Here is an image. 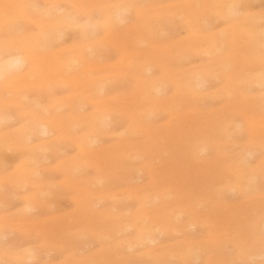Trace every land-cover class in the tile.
I'll use <instances>...</instances> for the list:
<instances>
[{"label":"bare ground","instance_id":"bare-ground-1","mask_svg":"<svg viewBox=\"0 0 264 264\" xmlns=\"http://www.w3.org/2000/svg\"><path fill=\"white\" fill-rule=\"evenodd\" d=\"M256 1H258V0H144V1L143 0H141V1H139V0H0V167H3L4 161L6 160L5 158H7L6 157L7 156L6 150H9V149L18 150L20 152V160H19L18 166L15 168V173H17V175H15V173H14V177H15L14 179H11V178L9 179L8 178L9 175H8V177H7V175H4L3 177H6L7 179L6 178H0V187L3 184L2 180H4L5 182H7L9 180L10 182H12L11 185H13V182H14V184H16L17 187H18V185H21V189H22V186H27L28 190L31 191L30 192L31 194L29 192L27 193V195L25 194L26 198L22 195V197H24V201L27 203V207L29 208V206H30L28 203H30V204L36 203L35 205L40 204L43 207H45L44 204H46L47 201L44 202L40 199H43V200L46 199V197H45L46 193L51 192V191H45L44 192L45 194H44L43 193L44 189L40 190L41 186H43V184L45 183V181L43 182L40 175L42 173L41 171H44V168H45V166L42 165L41 161L43 159H45V157H46V154H45L46 150H51V151L54 150V148L57 146V144L59 142H61L62 140H65V142L67 141V142L73 144L75 147H77L78 151L81 153V155H84L85 158H90V157H92V159L94 158L95 163H93L91 165H94L97 162H101V161H99L100 159H102L103 163H104V160L106 161L108 159V156L111 155V153H115L116 156L114 155L115 156L114 158L120 159V161L121 162L124 161V163L129 162V165H130L131 160H133V161H135V159H137V161L139 160V158H136L138 155L142 156V158H143V155H145L143 153L148 152L150 150L151 146L154 147L155 144H157L158 142L160 143L161 141H163V142L166 141V139L164 141L161 138V141H160L159 140L160 138L159 139L157 138L156 140H158V142L156 141L157 142L156 143L155 141H153L154 142L153 144H151V145L149 144V146H150V147H148L149 150H146L147 146L145 145V143H142L144 141L138 140L136 138V137H139L140 131H142V132L144 131L147 134H150L151 131H153L154 135L155 134L157 135L159 132V128H157V127L167 128L169 125H171L172 119L175 121L177 120V117H178L177 114L178 115L180 114V110L178 108H181V106H184V103L185 104L186 103H195L196 101H198V99L203 97L202 98V100H203L204 98H206L209 95H212V98H213V96H216L214 98H217L218 95H219L218 97H220L221 93H226L229 96V98L231 96H234V94L241 96L242 102L238 101V103H240V104H237V101H235L236 103H233L234 105H232V103H231L232 106L231 105H229V106H230V109H231V107L234 108L233 114H230V113L229 114H222L221 113V114H219V116H217V121L208 116L209 117L208 119L211 120V123L214 126L213 130L210 132L212 134V136H210L209 138L213 139L212 137L214 135H216V139L213 140L214 143L212 142L216 147L215 146H212V147H215L216 151L218 150L219 152H223V146H222L223 144L219 142V139L221 138V139L226 140V139H229L230 137H231V139H235L234 136L237 137L238 134H239V136H241L242 132H246L245 138L242 135L244 138L242 143H243V145H246V147H244V150L242 152H236V154H231L232 156L230 155L228 157L229 163L226 164V170L227 171L225 172V174L229 171V174L232 172V174H234V175H232L233 177H231V175H230V178H229V177H227V176H229V174L228 175L226 174L225 178L227 177L228 180L231 179V181L228 182L227 184L224 183L225 186L220 185V188H222V186H223L224 188H222V189L227 188V190H228V188L230 187V189H229L230 191L232 188L233 189L235 188V190H237L238 192L239 191L245 192L248 190L249 191L254 190L257 193L255 192V194H253V195L257 196V194L260 191H262V189L264 188V173L262 174L261 173L262 171L260 170V168L261 169L264 168V165H263L264 160L260 161L258 164H256L257 163V161H256L255 164L248 165L247 162L249 159L246 158L247 157L246 153H248L249 155H251L253 157V155L255 154V153H253L254 150H256L258 148L262 149L264 147V130H263L264 129V118H263L264 112H261V111H264L263 110L264 109V88L261 89V90H263L262 93H261V90H256V92H252V90L249 91L255 85L257 87L259 86V88L264 86V25H261V23H260L261 20L264 19V7H258L257 10H255V11L251 10L252 11L251 12L250 7H252L253 5L251 6L250 4H252L253 2L256 3ZM255 3H253V4H255ZM255 5H257V4H255ZM94 14H97V16L95 15L96 17H94ZM78 17H82L83 19L78 18ZM213 18H215V20L222 19L224 21V23H226V25L222 26L224 28L220 29L221 28L220 27V28H218V31L216 29L214 30V28L211 26L212 22L216 23L215 20L212 21ZM176 26H181V27L186 28L187 32L184 35V37L177 39V37L174 36V35H176V34H174V29ZM72 27L78 28L79 33H80V39L78 41H75V42L72 41L68 45H62L60 43V40H61L62 35L64 34V30L70 29ZM165 35H168V39L163 40V37H165ZM145 43L147 44V48H148V49L146 48V50L144 47H141ZM64 44H66V43H64ZM108 47L116 50L120 54V56H119L120 58H118L119 60L115 59L117 62L113 60L112 62L111 61L110 62L109 61H103V62L99 63L97 58L100 56H103L104 55L103 49L108 48ZM105 55L107 56V54H105ZM203 55L205 57H208V59H205L203 61V63L190 64V62H185V59H187V58L189 59L190 56L197 57V58L198 57L203 58L202 57ZM118 61L119 62L122 61V64L119 65ZM113 62H115V63H113ZM240 62L244 63V64L243 63L242 64L245 66V68H244L245 73H243L242 71L239 72V70L237 69L238 68L237 65L240 64ZM126 77H129L130 79H132L131 85H130L131 92H130L129 96L128 95L124 96V97L129 98L131 108L127 109L128 111H126L124 109L118 108L119 106L114 107V108H112L113 106L109 107L107 105L108 104L107 101H109V99H110L111 102L110 101L109 102L112 103V99L117 98L116 94L111 95L112 89H111V86H109L110 81L111 80L113 81L116 79L122 80ZM212 78L213 79L214 78L223 79V80H225V83L223 84L222 87L218 86L219 89L214 88V91L211 89L212 91L206 90L205 91L206 94L202 93L203 91H201V90L203 88L207 87L206 83L212 81ZM115 84H119V83L115 82ZM56 86L68 90V91H66L67 93L63 97H54L55 96L54 95L53 97H49L47 99L48 95L52 91H54V87H56ZM257 87H256V89H257ZM219 92H220V94H219ZM4 93L6 95H4ZM254 93H256V94L254 95ZM117 94H119V93H117ZM229 94H232V95H229ZM45 96L47 99L46 101H44ZM228 96L226 97V95H225L223 97V94L221 95L222 99L228 98ZM206 99H208V97ZM123 100L125 102L126 99L124 98ZM202 100H201V103H203ZM208 100L210 101V104L213 103V102L211 103L212 99H208ZM198 103H199V101H198ZM206 103H207L206 105L209 104L208 102H206ZM115 104H116V102H115ZM204 104H205V102H204ZM235 104H237V105H235ZM203 105H201L199 107L200 111L202 108H204ZM198 106H199V104H198ZM127 108H129V105L127 106ZM192 108H193V105H192ZM194 108L188 109V107H187L186 111L197 110L199 113H201L199 111V109L197 108V106H194ZM210 108H212V107H210ZM214 108H213V110H214ZM226 108L228 109V107H226ZM205 109L206 108H204L202 110V113H204L203 111H205ZM209 109H207L206 112H208ZM15 110H17L18 112H16ZM211 110L212 109H210V111ZM116 111H119V113H120L119 116H121L122 119H125V121L122 122L123 124H121V127L119 128L120 131L118 130V133L116 132L117 134H115L113 132V130L111 132V133L115 134V138H116L115 143L112 145V147H111V143L108 144L110 146H107L106 148L103 147L102 145L98 146V143L101 140V136L103 134L104 135L106 134L107 136L110 135V133H107V132H109V129L107 126H110L112 124V122L115 123L116 120H115V117L113 115L116 114ZM163 111H164V113H162ZM193 111H191V112H193ZM221 111H223V110H221ZM10 112H11V114H10ZM12 113L14 114L13 116H15V117H18V118H19V116L23 117V119H24L23 124L22 123L18 124L17 127H12L11 125H7L8 121L11 120L13 117ZM155 113L156 114L159 113L161 116H162V114H166L167 120H165L164 122L161 121L162 123L160 122V124H154L153 122H155L156 119L161 117L159 114H157L158 117L155 120L153 118H155L156 116H154L153 118L149 117ZM218 113H219V111H218ZM235 114L237 115L238 118H235V120H233ZM179 117H180V115H179ZM186 117H187V115H186ZM189 117H187V118H189ZM150 118H152L154 121ZM192 118H194V117H192ZM149 119L152 120L153 122H151ZM117 120H118V118H117ZM188 120L189 119H186L185 121L187 122ZM147 121H150V122H147ZM197 122L198 121H196V123ZM207 122H209V120ZM175 123L176 122H174V124ZM177 123H180V122L177 121ZM196 123H194V125ZM198 123L200 124V122H198ZM188 125L187 126L185 125V127L188 128ZM257 125L261 126L263 129L261 128L262 131L254 133L253 129L255 126L257 127ZM165 128H163V129L165 130ZM174 129L176 131V126L174 127ZM188 129H190V128H188ZM257 130H260V129L257 128ZM204 131H206V130L204 129ZM52 132H54V135L51 134ZM123 132L126 133L124 136H122ZM155 132H157V133H155ZM161 132H165V131H162L160 129V133ZM176 134L177 133H175L174 136L178 135V134L177 135ZM192 134L193 133H191L190 135H192ZM111 135H110V137H112ZM135 135H136V137H135ZM151 135H153V134H151ZM151 135L149 137L152 138ZM194 135H196V134H194ZM174 136H172V137H174ZM157 137H159V136L157 135ZM198 137H199V135H197V137L192 136L191 139L192 140L194 139L193 143H192V140L189 139V141H191V143L190 142L188 143L189 144V150L187 149L189 152L192 153L193 159H196V162L198 159L199 160L201 159L199 157H203L202 154L203 153L205 154L206 151L209 149L210 145L212 144L211 142H209V140L198 138ZM241 137H238V140L239 139L242 140ZM167 138L169 140L168 135H167ZM139 141H142L141 144ZM185 141L187 142V140H185ZM227 141H229V140L224 141V143L225 142L228 143ZM146 142L149 143V141H146ZM230 142L231 143L233 142V143L231 144ZM230 142L229 143L231 144V148H233L232 146L234 145V140H232ZM240 142L237 141L235 143V145H236V146L234 145L235 148L240 145ZM209 143H210V145H209ZM229 143L227 145H230ZM164 144L165 143H163V146H164ZM160 145H161V143H160ZM166 146H168V144H166ZM173 146H171V147H173ZM153 147L151 150H153ZM157 147H159V146H157ZM177 147H179V146H177ZM212 147H210V148H212ZM226 147H227L226 149L230 152L231 150L228 149V147L230 148V146H226ZM163 148H165V147H163ZM166 149H170L169 146ZM226 149H224V150H226ZM151 150H150V152H151ZM227 150H226V152L228 153ZM245 151H246V153H245ZM166 152L163 154V156L166 155ZM226 152L224 151V153H226ZM200 153H202L201 154L202 156L200 155ZM104 154L106 155L105 156L106 159H103ZM155 154H156V152H155ZM161 154H162V152H161ZM146 155H148V154H146ZM157 155L158 154L153 155L152 159L154 160V156L156 158ZM228 155H226V156H228ZM74 156H75V154H74ZM220 157H217V159L219 158L221 161L224 157H222V158H220ZM112 158H113V156H112ZM142 158L140 157V159H142ZM159 158H160V156H159ZM204 158H208V157L205 156ZM109 159H111V158H109ZM217 159H216V161H217ZM219 159H218V162H220ZM224 159L226 161L228 160L226 158H224ZM224 159H223V161H225ZM93 160H92V162H94ZM157 160H159V159H157ZM161 160H162V158L160 159L159 162L162 163ZM177 160H178V158H177ZM206 160L208 161V159H205V161ZM67 162H69V161H67ZM87 162H89V161H87ZM106 162L109 164V163H111V160H110V162L108 160ZM113 162H114V160H112V163ZM118 162H119V160H118ZM167 162H169V161H167ZM209 162H211V161H209ZM85 163H86V159L85 160L84 159L83 160H78V159L73 160V162L71 163V168H72L71 170L76 171V170L80 169V168L76 169V167H81V166L86 167L85 165H83ZM90 163H91V161L89 162V164ZM107 163H105V165ZM145 163L147 164L148 162H144V166H145ZM149 163H153V161L151 162V159H150ZM119 164H121V163H119ZM159 164H157V165L160 168ZM183 164H185V163H183ZM210 164H213V162ZM91 165L90 166L88 165L87 168L91 167ZM127 165H125V166H127ZM147 165H150V164H147ZM147 165H146V167H147ZM172 165H173V167H175L174 163ZM199 165L201 166V164H199ZM199 165H197V166L199 167ZM219 165H221V164L219 163ZM61 166H62V169H67V168L69 169V167H68L69 165L67 167L65 166L64 168H63V165H60L59 167H61ZM98 166L99 165L97 164L96 167L100 168ZM140 166L141 165H139V167ZM161 166L163 167L162 164H161ZM128 167H130V168H128V172H125V171H127L126 168H125V171L124 170H122V171H124L125 173H129L132 171L131 169L134 166H132V168H131V166H128ZM151 167H152V165H151ZM74 168L76 170H74ZM81 168H83V167H81ZM104 168H106V167H104ZM188 168H189V166H188ZM152 169L154 172L155 171L154 168H152ZM175 169H177V168H175ZM213 169H215V171H217L216 169H219V167L217 166V168H213ZM45 170H46V168H45ZM84 170H85V168H84ZM97 170L98 169H95L94 171H97ZM100 170H101V168L98 171H100ZM109 170H111V168H109ZM115 170H117V169H115ZM119 170H121V169H119ZM119 170L117 172L118 175H119ZM168 170H170V169H168ZM204 170H202V171H204ZM142 171H143V169L141 171H139V173ZM158 171H159V169L156 172H158ZM178 171L179 170H177V172ZM182 171L183 170H181V172ZM63 172H66V171H63ZM104 172L105 171H103V173ZM107 172H108V170H107ZM168 172L170 173V171H168ZM192 172H194V171H192ZM263 172H264V170H263ZM101 173H100V176L94 175L93 176L94 178L88 177L87 175H84V176L82 175V177L79 178L78 183L83 184V185H90L91 184L92 186H93V183H95L97 186H98V184L101 186L102 184L99 183L101 181L97 182V180H99L102 176H104V174L101 176ZM171 173H173V172H171ZM183 173H184V171H183ZM216 173L214 172L213 174H216ZM80 174H81V172H80ZM114 174L112 173L111 177L116 175V174L115 175ZM156 174H158V173H156ZM186 174H188L187 171L185 172V175ZM208 174H209V177H208ZM137 175H138V172H137ZM153 175H152V177H153ZM169 175L170 174H168V176H167L168 178L170 177ZM175 175H177V174H175ZM203 175L206 176L205 173ZM203 175L199 176L200 179L203 177ZM259 175H261L262 178H259L258 177ZM10 176H12V175H10ZM73 176H74V174H73ZM120 176H121V174H120ZM127 176H129V174H127ZM132 176H134V175H132ZM210 176H212V175L208 172L207 178H210ZM95 177L97 180L95 179ZM123 177H122V179H123ZM221 177H223V176H221ZM66 178L64 179V182L66 185H69L72 187L75 184H77V183H75L77 181L72 182L74 179L70 180L71 177L69 178V180H68V177H66ZM114 178H116V177H114ZM133 178L134 177H132V179ZM155 178H157V177H155ZM174 178H176V176L170 178L171 181ZM191 178H192V175H191ZM191 178H189V179H191ZM194 178H195V176H194ZM101 179L105 182V178L104 179L101 178ZM119 179H121V177H119ZM119 179L117 178L116 180H119ZM154 179H153L152 183L154 184L156 182V184H157L158 180L156 179V181H155ZM224 179H221V180L224 181ZM226 179H225V181H226ZM191 180L193 181V179H191ZM48 181L46 183H49L50 185H48V186H49V188H51V186H53V184L51 181H49V182ZM166 181H168V180H166ZM182 181H183V185L181 184ZM198 181L200 182V180H198ZM222 181H219V183H221ZM61 182H62V184H64L63 181H61ZM112 182H110L109 185L112 186ZM120 182H122V181H120ZM176 182H178V181H176ZM184 182L186 183V181L182 179L180 184L182 186H184L185 185ZM201 182H202V180H201ZM106 183H107V181H106ZM149 183H151V182L144 184L142 186L143 187L142 189H141V187L138 188V190H140L143 193L137 192L138 191V190L136 191L137 188L134 189V187H138V186H133L132 189H134V191L133 190L128 191V193H130L131 195L130 194L128 195V193L126 191L128 197L129 196L133 197V196L137 195V193H139L138 195L142 194L141 196H139V198L142 199L143 204L141 202V204L139 203L137 205L143 206L145 204V202L148 203L149 205H151V204L154 205L153 201H156V199L161 200L160 198H162V195H164V192H159L160 190H155L154 192L150 191L152 188L151 187L152 184L150 186ZM203 183H205V182H203ZM171 184H172V182H171ZM216 184H217V182H216ZM216 184L214 183L213 185H216ZM16 185H15V187H16ZM54 185H56V184H54ZM104 185H105V183H104ZM187 185H185V186L187 187ZM190 185H191V183H190ZM192 185L193 186H190V187H194V184H192ZM211 185H212V182H211ZM77 186H75V187H77ZM79 186L81 187V185H79ZM54 187H52V188H54ZM87 187H89V186H87ZM149 187H151V188H149ZM153 187L156 188L157 186L155 185ZM188 187H189V185H188ZM125 188H127V187H125ZM164 188H165V186L163 187V190H164ZM1 189H3V188H0V192H1ZM87 189L88 188H83V191H85V197L84 198H86V199H83V197H82V199L78 198L79 196L77 197L78 201L81 199L80 200L81 201V205H80L81 209H78L80 207H77L76 210H78V212H79V210H81V211L79 212L80 214L76 211L77 215H80V216H77L78 218H75L76 213L74 212L73 218H75V220L79 219L80 222H78V223H82V224H84L83 222L85 220V217H86L87 222H88V220L90 221L89 224H91V223L93 224L94 220H95L94 221V224H95L96 218H97V220H99L100 216L104 220L105 219L106 220H108V219L109 220L110 219L115 220L114 225H111L112 232L111 233L108 232L110 234V236L112 235L111 238L117 237V238H115L116 242L113 244L114 245L113 248L116 247V248H123V249L125 248L126 249V248H132L135 245H137V246L142 245L143 246L146 243H149V244L155 243L157 240V233H158L156 231L159 228H160V230H158V231H160L161 234L165 231V232H167L168 235H170V233L172 234L173 231L175 233L183 232L182 230H184L185 228L187 229L189 226L191 227L192 225H193L192 227H194V225H197L199 222H202V224L208 222V221L205 222L206 221L205 218L204 219L201 218V220L193 219L192 218L193 214H191V217L188 220L187 219L184 220L183 214L185 216L186 209L185 208L182 209L181 206L175 205L174 203L173 204L175 206L173 208L169 209L170 211L168 209L167 210L165 209L166 212H164V215H165V213H167V211H169L168 212L169 216L167 218L165 217L166 222L161 223V224H159V222H160L159 220H158L159 222H157L155 220L156 221V222L154 221L155 223H153V222L151 223V222L146 221V218L148 217V213L149 214L152 213L153 215L156 213L155 210H156L157 206H153V207L151 206V210H148L147 208H145L143 206V207H140V209H136L137 211L135 210V212H133V213L132 212L128 213L129 215H125L126 211H128L129 209L121 208L120 206H118L117 210L119 209V207H120L119 211L122 209L120 211V214H117L119 211L116 212L115 214H113L114 211H112L113 209L111 210V208H114L115 205L113 207H111L110 209L108 207L107 210H106V208L105 209L103 208L104 206L97 208L96 205L97 204L99 205V203L102 202L103 199H105V197H107L105 195H107V194L110 195V193H111L110 196L113 195V197H115L116 195H118V191H117V194L115 191L116 195L114 193H112L113 191L110 193L107 192V194L104 195L102 193L104 191H107V190L102 189L103 192H101L102 190H99V193H97V195H96V193H93V191L95 192L96 190H91V189L87 190ZM196 189H197V187H196ZM33 190H36V192L33 193L34 192ZM163 190H161V191H163ZM180 190L183 191V189H180ZM227 190H224V191H227ZM56 191H58V189ZM70 191H72V190H70ZM122 191L124 192L125 190L122 189ZM237 191H236V193H237ZM96 192H98V190ZM121 192H120V196L123 197L124 194H123V192L122 193ZM133 192H135V194ZM167 192H166L167 193L166 195L168 197H170L171 195L169 194V192H172L171 188H170V191H167ZM194 192H196V191H194ZM202 192L203 191H201V193ZM40 193H43L42 196ZM104 193H106V192H104ZM173 193L176 194L175 191ZM184 193H185V191H184ZM261 193L262 192H260V195H258V196L262 197L263 193L262 194ZM80 194H82V193L80 192ZM132 194H134V195H132ZM194 194H196V196H197V193H194ZM218 194H216L215 198L217 197ZM2 195H3V193H2ZM109 195H108V197L110 198ZM166 195H164V196H166ZM3 196L0 195V197H3ZM9 196L11 197V195H9ZM218 196H222V193H220V195H218ZM10 197H6L5 201L7 198L11 199ZM108 197H107V199H108ZM117 197L118 196H116L115 199ZM168 197H167V199H168ZM190 197H189V199H190ZM193 197H194V195H193ZM125 198H127V197H125ZM135 198H137V197L135 196ZM75 199L76 198H74V201H77V199L76 200ZM118 199L121 200L120 197H118L117 200ZM159 200H157V201H159ZM186 200L187 199H185V203H186ZM191 200H192V198H191ZM220 200H221V198H220ZM254 200H258V199H254ZM40 201H41V203L44 202V204H41ZM200 201L203 202L202 200H198L196 202L199 203ZM247 201L248 200H246L245 203H247ZM252 201H253V198H252ZM252 201H250V199H249V202H251L250 203L251 206L253 205ZM258 201H260V199ZM258 201H256V203ZM149 202H153V203H149ZM156 202H155V204H156ZM181 202L184 203L183 200ZM204 202H205V200H204ZM176 203H178L177 200H176ZM206 203H204V204L206 205ZM253 203L256 204L255 201H253ZM186 204H188V202ZM199 204H201V203H199ZM250 204H249V206H250ZM46 205H48V203ZM183 205H185V204H183ZM244 205H246V204H244ZM48 206H47V208H48ZM145 206L147 207V204H145ZM230 206H232V205L230 204ZM230 206H229V208H230ZM261 206L259 204L258 206H256V208L258 210L256 208H254L253 210L255 212H256V210H257V212H259L260 211L259 209L261 208ZM27 207H25V208H27ZM33 207L34 206H32V208ZM122 207H124V206H122ZM166 207H168V206H166ZM192 207H193V205L191 206V208ZM239 207L236 209L237 211H240V210H238ZM263 207H264V205L262 206V208ZM252 208H253V206H252ZM48 209L50 210L51 208L49 207ZM188 209H189V212L191 213L192 210L190 211L189 207H188ZM240 209H241V207H240ZM26 210H28V209H25V211ZM108 211H111V212H108ZM261 211H262V209H261ZM19 212H21V210H19ZM71 212H72V210L70 211V215L73 213V212L72 213ZM233 212L234 211H232L230 214V210H229V213H227L228 214L227 219L233 218V217H231ZM249 212H250V210H249ZM16 213H18V212H16ZM21 213H23V215H24L25 212H21ZM81 213H82V216H81ZM246 213H247V211L243 212L244 216H242L243 214L241 213L242 214L241 215L240 212L238 215L236 213V215L239 217L237 219V222H235L236 219L234 221L235 226L237 225V227H239L241 225L240 223H244V225H245L247 222L248 223L252 222L251 220H252V217L254 216V213H252V211H251L252 214H250V213L246 214ZM66 214H67L66 216L69 217L68 216L69 212ZM245 214H246V216H245ZM249 214L253 215V216L251 217ZM3 215H4V213H3ZM18 215L19 214H17L16 219H21L22 218L21 214L19 215L21 217H18ZM206 215H208V213ZM234 215H235V212H234ZM236 215L234 216V218L236 217ZM240 215L242 218H241V222L239 221L240 222L239 223L238 220L240 218ZM0 216H1L0 217V219H1L2 215H0ZM26 216H28V215H26ZM26 216L24 215V217H26ZM50 216H52V215H50ZM66 216H61V217H64V219H66V222L69 223L70 221ZM72 216L73 215H71L70 217L72 218ZM249 216L251 218V219H249L250 221H246V223L242 221L243 217H244L243 220H245L246 217L248 218ZM258 216H260V215L258 214L256 217H258ZM5 217L7 218L9 216L6 215ZM31 217H33V216L31 215ZM80 217H81V219H80ZM155 217H152V219H154ZM161 217H162V215H161ZM3 218H4V216H3ZM6 218L3 219V220H5L4 223H7ZM43 218H44V216H43ZM55 218L52 217L51 219L54 220ZM57 218H59V217H57ZM71 218H70V220H71ZM82 218H83V222H82ZM258 218L263 219L261 222H259L260 219L259 220L257 219L258 221H256V222L260 223V225H258V226H260L263 229L262 231L264 232V217L260 216ZM47 219H50V218H47ZM103 219H102V221H103ZM152 219H151V221H152ZM155 219H157V218H155ZM159 219H161V218H159ZM233 219H231V222L233 221ZM254 219H255V217H253V220ZM3 220H1V221H3ZM8 220L10 221V218ZM219 220H221L220 216H219ZM222 220H223V218H222ZM246 220H248V219H246ZM9 221H8V224H9ZM28 221H30V219H28ZM34 221L35 220H33L32 222H34ZM39 221H38V224L40 223ZM46 221H49V220H46ZM46 221H44L45 224L47 223ZM64 221H62V224L64 223ZM30 222H27V223L30 224ZM49 222H51V221H49ZM49 222L47 224H50ZM256 222L253 223V224H255V228L258 227V226H256L257 225ZM34 223H36V221ZM34 223L33 224L31 223L32 224L31 226H34ZM43 223H40V225L42 224L44 226ZM73 223L74 222H72V225L70 224L72 227H73ZM103 223H104V221H103ZM212 223H213V221H212ZM216 223H218V222H216ZM238 223H239V225H238ZM38 224H35V226L37 227ZM220 224H223V222H221ZM250 224L252 225V223H250ZM261 224H262V226H261ZM0 225H2V224H0ZM13 225H15V223ZM23 225H24V223H23ZM64 225L65 224H63V226ZM66 225H67V223H66ZM70 225H67V227H69ZM99 225H100V223H99ZM225 225H226V223H225ZM71 226L69 229L70 231L68 230L69 233L76 234L77 233L76 230L74 232H72L74 229H71ZM74 226H75V224H74ZM84 226H86V225H84ZM97 226L98 225H96V227ZM228 226H230V225H228ZM232 226H233V223H232ZM253 226H252V228L255 229ZM15 227H17V226H15ZM15 227H14L15 230H17V229H18V231L22 230V229H20L19 226H18L19 228L17 227V229ZM51 227H52V230H51ZM67 227H64V228H67ZM169 227H171V228L169 229ZM0 228L2 229V226ZM4 228H5V226H4ZM48 228L51 231L50 233H52V235L54 233V230H56L57 232H60V231H58V229H53L52 222H51V225L48 226ZM88 228H92V226L88 227ZM199 228H198V230H199ZM242 228H243V226H242ZM246 228H250V225H246V227L244 229H246ZM25 229H26L25 231L28 230V228H25ZM31 229L33 230V228H30V230ZM34 229L35 230L37 229V231L34 230L35 232H39L38 227L34 228ZM39 229L43 230L42 226H40ZM225 229H227V228H225ZM225 229H223V230L225 231ZM228 229H229V227H228ZM30 230L28 232H30ZM79 230H81L79 237H76V236L74 237L76 242L78 240L77 238H80L81 235H82V238H80V239L81 240L84 239L83 234H81V232L85 233L84 230H86V229L80 228ZM79 230H77V231H79ZM95 230L96 229L93 228L91 230V232L95 234V232H94ZM97 230H99V229H97ZM154 230L156 233L154 232ZM239 230L240 229L238 228V230H236L235 232L238 231V233H239ZM248 230L247 231L250 232V229H248ZM260 230L256 231V229H255L254 231L259 233ZM22 231L24 233H26L24 230H22ZM43 231H45V230H43ZM46 231H48V230H46ZM231 231H233V230H231ZM101 232L102 231H100V233ZM31 233H33V231ZM92 233L89 232L87 234L91 235ZM98 233L99 232H97L95 236H98L97 235ZM193 233H195V232H193ZM231 233H229V234H231ZM234 233H232V234L235 236L236 233L235 234ZM258 233H256V234H258ZM38 234L40 235V232ZM87 234H85L84 236H88ZM117 234H119L121 236L118 237L119 235H117ZM217 234L219 235V233H217ZM31 235H33V234H31ZM56 235L57 234L54 233L55 237H56ZM102 235H104V231L101 233L102 238L100 237V239H104L106 237V234H105V236H102ZM225 235H226V233H225ZM54 236L51 237L50 239H52V238L54 239ZM110 236H108V237H110ZM219 236H221V235H219ZM226 236H228V235H226ZM246 237H248V236H246ZM118 238H119V240H118ZM213 238H215V237H213ZM19 239H21V238H19ZM190 239L192 242V238H189V240ZM225 239H227V238H225ZM238 239L239 238H237V240ZM255 240L246 241L249 243L250 242L254 243L253 245L255 246V247L253 246L254 249L251 250V252H248V254H249V256H252V258H253V256L263 258L264 257V237L261 238V236H260L258 240H256V241ZM40 242L42 243V241H40ZM66 242H67V240L65 241V243ZM83 242L84 243L82 245H80V243H82V241H80V242L78 241L76 243L77 248L76 249L74 248V250H76V251L73 252L71 250V252H68L69 255L67 256L66 259L73 257L76 264H96L97 262H99L97 264H100V261L101 260L103 261V258L101 259L100 257H98L101 260L98 259L99 261L97 260V262H95L96 260L93 259V257H92L93 255L85 254L86 253L85 248H87V247H85V244H88L87 239H86V241H83ZM104 242H105V240H104ZM202 242L201 243L199 242L200 243L199 244L197 241H195V244L198 243L199 245H201ZM246 242L244 244H246ZM63 243H64V240H63ZM176 243H174V244H176ZM44 244L47 245L46 242ZM53 244L54 243H52V245ZM174 244L171 242V245L173 246V248H175L177 246V245L174 246ZM214 244H215V242H214ZM7 245L9 246V244H7ZM56 245H57V247H56ZM72 245H73V242H72ZM163 245L162 246L159 245L158 246V247H160L159 249H162ZM224 245H225V242H224ZM44 246H43V248H46ZM48 246H51V244H49ZM178 246L182 247L181 245H178ZM248 246H249V244L247 245L246 249L244 247V250H248V248H249ZM250 246H251V244H250ZM51 247H53V246H51ZM54 247L58 248V251H61L60 249L62 246L60 247V244L59 245L54 244ZM59 247H60V249H59ZM64 247H65V244H64ZM164 247H166V245H164ZM27 248L25 251L23 250L22 252H19V250L17 249L18 251H16V252H18V253L11 252V250H9V249H8L9 250L8 251L6 248H3V247H2V249L0 248L1 249L0 250V264H6V263L2 262L3 260L1 261V259L11 258L14 256H15L14 259H16V261H19V260L24 259V258L25 259L21 260V261L25 262L26 260L34 259L36 257L35 253H37V252H33V251H37V250L34 249L32 251L33 247H32V249H30V248L27 249ZM70 248H71V246H70ZM102 248L103 249H101V251H104L105 250L104 248H107L106 252L109 249L108 245L106 247H102ZM173 248H172V250H173ZM188 248H190V247H188ZM188 248L186 247V249L183 252H181L182 256L181 257L178 256V257L181 259H183L182 257H184V259L188 262H190V261L192 262V260L196 261L197 258L198 259L200 258L198 256L200 249L199 250L197 249L198 252H196V250L195 251L193 250L195 248V246L193 249H192V246L190 249H188ZM64 249L65 248H63V250ZM134 249H136V248H133V250ZM159 249H158V251H159ZM21 250H22V247H21ZM154 250H156V248ZM109 251L115 252V250H112V249H110ZM72 252H73V254H72ZM77 252L83 253L85 255L78 254ZM147 252L148 251H145L146 254H147ZM68 253H65V256ZM160 253L162 255L164 254L162 252H160ZM116 254H118V252ZM177 254H180V253H177ZM177 254H175V257ZM121 255L122 254H120V256ZM162 255H160V256H162ZM170 255H173V253H171ZM122 256H124V254ZM125 256H126V254H125ZM131 256H132V254H131ZM139 256H141V254H139ZM155 256H156V254H155ZM165 256H167V255H165ZM63 257H64V255H63ZM94 257H97V256H94ZM244 257L246 258V256H244ZM159 258H161V257H159ZM169 258H170V256H169ZM224 258H227V257H224ZM247 258H246V260H247ZM162 259L160 260L161 263H163L165 260H167V257L164 259L163 262H162ZM104 260H105L104 263H106V259H104ZM130 260H132V258L129 259L128 261H130ZM108 261H109V258H108ZM226 261H228V260H226ZM57 262H55V263H57ZM68 263H70V262H68ZM128 264H130V263H128Z\"/></svg>","mask_w":264,"mask_h":264},{"label":"rangeland","instance_id":"rangeland-1","mask_svg":"<svg viewBox=\"0 0 264 264\" xmlns=\"http://www.w3.org/2000/svg\"><path fill=\"white\" fill-rule=\"evenodd\" d=\"M139 1H141V0H139ZM144 1V0H143ZM261 2V3H260ZM253 3H255V2H253ZM250 4L252 7H250V11L252 10V11H255V10H257V8L258 7H264L263 5H264V0H258V1H256V3L255 4H257V5H255V4ZM41 4V3H40ZM259 4V5H258ZM261 4V5H260ZM257 6V7H256ZM61 10V9H60ZM62 11V10H61ZM251 11V12H252ZM97 16V14H94V17H96ZM78 18H82V17H78ZM83 19V18H82ZM215 20V18H213V20L212 21H214ZM215 22L216 23H213L212 22V24H211V26L214 28V30L216 29L217 31H218V28H220V29H223L224 27H222V26H224V25H226V23H224V21L222 20V19H218V20H215ZM261 25H264V19H262L261 20ZM66 32V33H65ZM186 32H187V30H186V28L185 27H181V26H176L175 27V29H174V34H176V35H174V36H176L177 37V39L178 38H181V37H184V35L186 34ZM63 39V40H62ZM80 39V33H79V30H78V28H75V27H72V28H70V29H65L64 30V34L62 35V37H61V40H60V43L62 44V45H68V44H70V42H72V41H78ZM166 39H168V35H165V37H163V40H166ZM64 43H66V44H64ZM141 47H144L145 48V50H146V48H147V44L145 43V44H143V46H141ZM109 49V50H108ZM148 49V48H147ZM108 50V51H107ZM111 50V51H110ZM103 52H104V55L105 54H107V56L105 57L104 55L103 56H100V57H98L97 58V60H98V62L99 63H101V62H103V61H116L115 59H118V58H120L119 56H120V54L116 51V50H114V49H112V48H110V47H108V48H104L103 49ZM207 56V55H206ZM189 57V56H188ZM192 56H190L189 57V59L187 58V59H185V62H190V64H200V63H203V61L205 60V59H208V57H205L204 55L202 56L203 58H201V57H192ZM105 58V59H104ZM119 60V59H118ZM117 62V61H116ZM119 62V61H118ZM184 62V63H185ZM113 63H115V62H113ZM243 62H240V64H238L237 65V69L239 70V72H243V73H245V71H244V68H245V66L242 64ZM120 64H122V61L121 62H119V65ZM174 64V63H173ZM242 64V65H241ZM243 68V69H242ZM128 79V80H127ZM117 80V81H116ZM116 80H111L110 81V84H109V86H111V89H112V91H111V95H113V94H116L117 95V98L116 99H112V103H110L111 102V100L109 99V101H107V105L109 106V107H112V108H114V107H118V108H120V109H124V110H126V111H128L127 109H130L131 107H130V100H129V98L128 97H124V96H129V94H130V92H131V87H130V85H131V81H132V79H130L129 77H126V78H124V79H122V80H119V79H116ZM216 80V81H215ZM125 81V82H124ZM115 82L116 83H119V84H115ZM113 83V84H112ZM225 83V80H223V79H219V78H212V81H210V82H208V83H206V86L207 87H205V88H203L201 91H203L202 93H205V91L206 90H208V91H214V88H218L219 89V87H222L223 86V84ZM255 84V83H254ZM219 86V87H218ZM255 87V88H254ZM254 87H252V89H250L249 91H251L252 90V92H256V90H261V89H263L264 88V86H262V87H260L259 88V86L257 87L256 85L254 86ZM256 87H257V89H256ZM212 89V90H211ZM217 89V90H218ZM254 89V90H253ZM216 90V89H215ZM65 91V92H64ZM66 91H68V90H66V89H64V88H61V87H54V91H52L49 95H48V97H47V99L49 98V97H53L54 95V97H63L67 92ZM262 91L263 90H261V93H262ZM54 92V93H53ZM260 92V91H259ZM117 93H119V94H117ZM123 93V94H122ZM206 94V93H205ZM219 94H220V92H219ZM223 94V97L226 95V97L228 96L226 93H221L220 94V97H218L217 96V98H214V97H216V96H213V98H212V95H209V96H207L208 97V99H212V101H211V103L213 104H210V101L208 100V99H206V98H204L203 100H202V98H200V99H198V101H199V103H198V101H196L195 103H184V106H181V108H178L179 110H180V117H179V115L177 114V120L175 121V120H173L172 119V123H171V125H169L167 128H165V127H162V128H160V127H157V128H159V132H158V136L159 137H157V135L155 134L154 135V132L153 131H151V133L150 134H147L146 132H142V131H140L139 132V137H136V135H135V137L138 139V140H142V141H144V142H142V141H139L140 142V144H141V142L142 143H145V145L147 146V149L146 150H149L148 149V147H150L149 146V144L151 145V144H153L154 142L153 141H157L158 142V140H156L157 138L161 141V138H162V140H164L165 141V139H166V141L165 142H163V141H161L160 143H161V145L163 146V143H165L164 144V146L163 147H165V148H163L161 145H160V143L158 142H156L157 144H155V146L153 147V146H151V148H150V150L152 149V147H153V150H151V152H150V150L148 151V152H146V153H143V154H145V155H143V158H142V156H140V155H138L136 158H139V160L137 161V159H135V161H133V160H131L130 161V165H129V162L128 163H124V161H120V159H116V158H114L116 155H115V153H111V155H109L108 156V161L110 162V160H111V163H107L105 160H104V163H103V160L102 159H100L99 161H101V162H97L96 164H94V165H91V164H93V163H95V159L93 160L92 159V157H90V158H85L84 157V155H81V153L78 151V149H77V147H75L73 144H71V143H69V142H65V140H62L61 142H59L58 144H57V146L54 148V150H46V152H45V154H46V157H45V159H43L41 162H42V165H44L45 166V168H46V170H45V168H44V171H41L42 173H41V175H40V177L42 178V180H43V182L45 181V183L49 180V181H51L52 182V184H53V186H51V188L52 187H54V188H49V186L48 185H50L49 183H44L43 184V186H41V188H40V190H42V189H44L43 190V193L45 192V191H51V192H49V193H46V199H40V200H42V201H47L46 202V204L48 203V205H46V204H44V202H42L41 203V201H40V203L41 204H44V206L45 207H43L42 205H35L36 203H33V204H30V203H28L30 206H29V208L27 207V203L24 201V197L27 195V193L29 192H31V191H29L28 190V188H27V186H22V189H21V185H18V187H17V185L16 184H14V182H13V185H11L12 184V182H10L9 180L7 181V182H5L4 180H2L3 182V184H2V186L0 187V188H3V189H1V192H0V195L1 196H3V197H0L1 199H0V215H2V218L0 219V221L1 220H3L4 218H6L5 216L6 215H8L9 217H7L6 218V222L7 223H4V221L5 220H3V221H1L0 222V224H2V225H0V227L2 226V229L0 228V248L2 249V247L3 248H6L7 250L9 249V250H11V252H16V251H18L19 250V252H22L23 250L25 251L26 250V248L28 247V248H30V249H32V247H33V249H32V251L35 249V250H37V251H33V252H37V253H35V255H36V257L34 258V259H32V260H26L25 262H23V261H21V260H24V259H21V260H19V261H16V259H14V257H11V258H3V259H1V261L2 262H4V263H10V264H52L53 262V264H76L75 263V261H74V259H73V257L71 258H69V259H66L67 258V256L69 255V253L68 252H71V250L73 251V252H75L76 250H74V248L76 249L77 248V246H76V243L79 241H82V243H80V245H82L84 242L83 241H86V239H87V241H88V244H85V247H87V248H85V250H86V253L85 254H88V255H93L92 257H93V259H95L94 261L95 262H97V260L99 259L98 257H100L101 259L103 258V261L101 260V259H99V260H101L100 261V264H128V263H130V264H264V257L262 258V257H257V256H253V258H252V256H249V254H248V252H251V250H253L254 249V243H249V242H246V241H253V240H258L259 239V237L261 236V238L262 237H264V232L262 231L263 229L260 227V226H258V225H260V223L259 222H261L263 219L262 218H258V217H264V207L262 208V206L264 205V188L262 189V191H260V192H262L263 193V198L262 197H260V196H258V195H260V192L257 194V196L259 197H257V196H254L253 194H255V192L256 191H254V190H252V191H242V192H238L237 190H235V188L233 189H231V191L229 190L230 189V187L228 188V190H227V188L226 189H222V188H224L223 186H225V184L224 183H228V182H230L231 181V179H229L228 180V178L227 177H229L230 178V175H231V177H233L232 175H234V174H232V172L229 174V171L226 173L227 175L229 174V176H227L226 178H225V176H226V174H225V172L227 171L226 170V164L227 163H229V159H228V157L231 155V154H236V152H242L243 150H244V147H246V145H243V139L246 137V132H242L241 133V136L243 135L244 136V138H243V136L241 137V136H239V134L237 135V137L236 136H234V138L235 139H231V137L229 138V139H226V140H229V141H227L228 143L230 142V141H232V140H234V145H235V143L238 141V142H240V145L239 146H237L236 148H235V146L233 145L232 147L233 148H231V144L233 143H229L230 145H227L228 143H224V141H226V140H224V139H219V142L220 143H222L221 145L223 146V152H219L218 150L216 151V149H215V145L213 144L214 142H213V140H215L216 139V135H214L212 138L213 139H211V138H209L210 136H212V134L210 133L212 130H213V124L211 123V120L210 119H208L209 117H211L212 119H214V120H216L217 121V116H219V114H233V107H231V109H230V106L229 105H231V103H232V105H234L233 103H236L235 101H237V104H240V103H238V101L239 102H242V99H241V96H239V95H235L234 93V96H231L230 98H229V96H228V98H223L222 99V97H221V95ZM252 94V93H251ZM256 93H254V95H255ZM4 95H6L5 93H4ZM122 95V96H121ZM229 95H232V94H229ZM258 95V94H257ZM211 96V97H210ZM233 97V98H232ZM109 98V97H108ZM126 99L125 100V102H124V100L123 99ZM237 98V99H236ZM46 99V96L44 97V101H46L47 100ZM201 100H202V102L203 103H201ZM207 100V101H206ZM127 101V102H126ZM115 102H116V104H115ZM204 102H205V104H204ZM206 102H208L209 104L208 105H206L207 103ZM111 105H110V104ZM118 103V104H117ZM115 104V105H114ZM188 104V105H187ZM198 104H199V106H198ZM204 104V105H203ZM237 104H235V105H237ZM117 105V106H116ZM129 105V108H127V106ZM186 105V106H185ZM192 105H193V108H194V106H197V108L199 109V111H200V106L201 105H203V107L204 108H206L205 109V111H203L204 113H202V110L204 109V108H202L201 109V113H199L197 110H190V111H186V109H187V107H188V109L189 108H191V109H193L192 108ZM231 105V106H232ZM210 107H212V108H210ZM215 107V108H214ZM226 107H228V109L226 108ZM212 109L211 111H210V109ZM213 108H214V110H213ZM195 109V108H194ZM207 109H209L208 110V112H206L207 111ZM216 109V110H215ZM219 111V113H218V111ZM221 110H223V111H221ZM264 110V109H263ZM16 112H18L17 110H15ZM191 111H193V112H191ZM197 111V112H196ZM227 111V112H226ZM182 112V113H181ZM261 112H264V111H261ZM119 113V111H116V114L115 115H113L114 117H115V123L114 122H112V124L110 125V126H107L108 127V129H109V132H107V133H110V135L112 136V137H110V135L109 136H107L106 134L104 135H102L101 136V140L99 141V143H98V146L99 145H102L103 147H107V146H110V145H108V144H110L111 143V147H112V145L115 143V141H116V138H115V134H117L118 133V130H119V128L121 127V124H123L122 122H124L125 121V119H122V117L121 116H119L120 115V113ZM160 113V112H159ZM159 113H157V114H159ZM162 113H164V111L162 112ZM193 113V114H192ZM260 113V112H259ZM10 114H11V112H10ZM156 114V113H155ZM155 114H153L152 116H149V117H154V116H156L155 118H153L154 120L158 117L157 116V114L155 115ZM202 114V115H201ZM258 114V113H257ZM263 114V113H262ZM14 114L12 113V116H13ZM118 115V116H117ZM160 115V114H159ZM186 115H187V117H189V118H187L186 117ZM197 115V116H196ZM17 116V115H16ZM161 116V115H160ZM209 116V117H208ZM264 116V115H263ZM176 117V116H175ZM192 117H194V118H192ZM14 118V119H13ZM117 118H118V120H117ZM152 118H150V119H152ZM179 118V119H178ZM189 119L187 122L185 121L186 119ZM192 118V119H191ZM196 118V119H195ZM235 118H238L237 117V115L235 114L234 115V119L233 120H235ZM264 118V117H263ZM149 119V120H150ZM152 119V120H153ZM176 119V118H175ZM181 119V120H180ZM183 119V120H182ZM209 120V122H207L208 120ZM12 120V121H11ZM11 120H9L8 121V124L7 125H11L12 127H17V125L18 124H23V121H24V119H23V117H20L19 116V118L18 117H15V116H13L12 117V119ZM152 120H150L151 122H153ZM165 120H167V116H166V114H162V116L161 117H159L158 119H156V121L155 122H153L154 124H160V122L162 121V122H164ZM194 120V121H193ZM237 120V119H236ZM150 121H147V122H150ZM177 121L178 122H180V123H177ZM182 121V122H181ZM196 121H198V122H200V124L197 122L196 123ZM205 121V122H204ZM161 122V123H162ZM174 122H176L175 124H174ZM186 122V123H185ZM207 122V123H206ZM184 123V124H183ZM194 123H196L195 125H194ZM147 124V123H146ZM189 124V125H188ZM176 126V131H175V129H174V127ZM185 125L187 126L188 125V128H190V129H188L187 127H185ZM191 126V127H190ZM186 129H185V128ZM163 128H165V130L163 129ZM257 128L258 129H260V130H257ZM262 127L261 126H258L257 125V127L255 126L254 127V129H253V131H254V133H257V132H259V131H262V129H261ZM160 129L162 130V131H165V132H161L160 133ZM188 129V130H187ZM204 129L206 130V131H204ZM208 129V130H207ZM112 130H113V132L115 133V134H113V133H111L112 132ZM167 130V131H166ZM184 130V131H183ZM203 130V131H202ZM264 130V129H263ZM120 131V130H119ZM158 131V130H157ZM196 131V132H195ZM208 131V132H207ZM117 132V133H116ZM153 132V133H152ZM188 132V133H187ZM195 132V133H194ZM205 132V133H204ZM145 133V134H144ZM155 133H157V132H155ZM175 133H177L176 135L177 136H174V134ZM181 133V134H180ZM191 133H193L192 135H190ZM52 135H54V132H52L51 133ZM126 133L125 132H123V134H122V136H124ZM151 134H153V135H151ZM194 134H196V135H194ZM114 135V136H113ZM152 136V138L151 137H149V136ZM167 135H168V137H169V140H168V138H167ZM197 135H199V137L198 138H202V139H207V140H209V142H213L211 145H210V143H209V145H210V147H212V146H215V147H212V148H210L209 147V149L206 151V153L204 154H202V153H200V155L202 154L203 155V157H199V158H201L200 160L198 159L197 160V162H196V159H193V156H192V153L191 152H189L188 150H189V142L191 143V141H189V139H191L192 138V136H195V137H197ZM204 135V136H203ZM156 136V137H155ZM163 136V137H162ZM172 136H174V137H172ZM207 136V137H206ZM155 137V138H154ZM205 137V138H204ZM233 137V136H232ZM238 137H241V139L242 140H238ZM135 138V139H136ZM173 138V139H172ZM176 140H175V139ZM194 138V137H193ZM136 139V140H137ZM147 139V140H146ZM155 139V140H154ZM137 140V141H138ZM185 140H187V142L185 141ZM192 140V139H191ZM146 141H149V143H147ZM152 141V142H151ZM185 141V142H184ZM193 141H194V139L192 140V143H193ZM222 141V142H221ZM163 142V143H162ZM171 143V144H170ZM185 143V144H184ZM107 144V145H106ZM166 144H168V146H169V148L170 149H166L168 146H166ZM180 144V145H179ZM239 144V143H238ZM105 145V146H104ZM174 145V146H173ZM185 147H184V146ZM97 146V147H98ZM144 146V145H143ZM157 146H159V147H157ZM171 146H173V147H171ZM177 146H179V147H177ZM226 146H230V148L228 147V149H230L231 151L229 152L226 148ZM183 147V148H182ZM225 147V148H224ZM183 149V150H182ZM188 149V150H187ZM224 149H226L227 151H228V153L226 152V150H224ZM240 149V150H239ZM157 150V151H156ZM162 150V151H161ZM187 150V151H186ZM54 151V152H53ZM145 151V150H144ZM154 153H153V152ZM167 151V152H166ZM182 151V152H181ZM184 151V152H183ZM224 151L226 152V153H224ZM155 152H156V154H158L157 156H156V158L157 159H159V160H157L156 158H155V156H154V160L152 159L153 158V155H156L155 154ZM159 152V153H158ZM161 152H162V154H161ZM166 152V155L165 156H163V154ZM178 152V153H177ZM152 153V154H151ZM181 153V154H180ZM224 153V154H223ZM245 153H246V151H245ZM253 153H255L254 155H253V157L251 156V155H249L248 153H246V155H247V159H249L248 160V162H247V164L248 165H251V164H255V162L257 161V163L256 164H258L260 161H263L264 159V147L262 148V149H260V148H258V149H256V150H254L253 151ZM6 154H7V158H5L6 160L4 161V164H3V167H0L1 169H0V178H6V177H3L4 175H7V177H8V175H9V179L11 178V179H14L15 177H14V173H15V168L18 166V163H19V160H20V152L18 151V150H11V149H9V150H6ZM74 154H75V156H74ZM101 154V153H100ZM113 154V155H112ZM146 154H148V155H146ZM161 154V155H160ZM229 154V155H228ZM115 155V156H114ZM179 155V156H178ZM199 155V156H200ZM201 155V156H202ZM226 155H228V156H226ZM73 156V157H72ZM80 156V157H79ZM104 157H103V159H106L105 158V154L103 155ZM112 156H113V158H112ZM159 156H160V158H159ZM163 156V157H162ZM181 156V157H180ZM187 156V157H186ZM205 156H207L208 158H204ZM221 156V157H220ZM232 156V155H231ZM70 157V158H69ZM140 157L142 158V159H140ZM176 157V158H175ZM217 157H220V158H222V157H224V158H226V159H228L226 162L225 161H223V159L220 161V159H219V161L220 162H218V159H217ZM63 158V159H62ZM65 158V159H64ZM109 158H111V159H109ZM162 158V163L161 162H159L160 161V159ZM177 158H178V160H177ZM186 158V159H185ZM260 158V159H259ZM61 159V160H60ZM72 159V160H71ZM76 159H78V160H85L86 159V163L85 164H83V165H85L86 167H84V166H81V167H83V168H81V167H76V169H79V170H76L75 168H74V170H76V171H73V170H71L72 168H71V163L73 162V160H76ZM151 159V162L153 161V163H149V160ZM156 159V160H155ZM205 159H208V161L206 160L205 161ZM216 159H217V161H216ZM246 159V160H247ZM69 161V162H67V161ZM92 160L94 161V162H92ZM112 160H114V162L112 163ZM117 160V161H116ZM118 160H119V162H118ZM148 160V161H147ZM192 160V161H191ZM252 160V161H251ZM63 161V162H62ZM87 161H91V163L89 164V162H87ZM116 161V162H115ZM148 162L147 164H150V165H147L146 163H145V166H144V162ZM167 161H169V162H167ZM209 161H211V162H209ZM215 161V162H214ZM223 161V162H222ZM62 162V163H61ZM189 162V163H188ZM213 162V164H210V163H212ZM250 162V163H249ZM252 162V163H251ZM17 163V164H16ZM101 163V164H100ZM105 163H107L106 165H105ZM119 163H121V164H119ZM140 163V164H139ZM156 163V164H155ZM160 163V164H159ZM167 163V164H166ZM174 163V166L175 167H173V164ZM179 163V164H178ZM183 163H185V164H183ZM201 164V166L199 165V164ZM219 163L221 164V165H219ZM264 163V162H263ZM59 164V165H58ZM87 164V165H86ZM99 165L98 167H100L101 168V170L100 171H98L100 168H97L96 167V165ZM112 166H111V165ZM127 165V166H125V165ZM156 166H155V165ZM157 164H159V166H160V168L158 167V165ZM161 164L163 165V167L161 166ZM209 164V165H208ZM246 164V165H247ZM60 165H63V168L66 166H68L69 167V169L67 168V169H62V166L61 167H59ZM88 165L90 166L91 165V167H89V168H87L88 167ZM101 165V166H100ZM139 165H141L140 167H139ZM146 165H147V167H146ZM151 165H152V167H151ZM171 165V166H170ZM183 165V166H182ZM191 165V166H190ZM197 165H199V167L197 166ZM219 167V169H216L217 171H215V169H213V168H217V166ZM224 165V166H223ZM264 165V164H263ZM50 168H49V167ZM55 166V167H54ZM58 166V167H57ZM106 167V168H104V167ZM110 166V167H109ZM124 166V167H123ZM128 166H131V168H132V166H134L131 170L133 171H131L130 169V171L131 172H129V173H125V172H128V168H130V167H128ZM154 166V167H153ZM177 166V167H176ZM188 166H189V168H188ZM213 166V167H212ZM224 168H223V167ZM6 169H5V168ZM111 168V170H109V168ZM120 167V168H119ZM139 167V168H138ZM144 167V168H143ZM158 167V168H157ZM170 167V168H169ZM173 167V168H172ZM182 167V168H181ZM194 167V168H193ZM198 167V168H197ZM212 167V168H211ZM262 167V166H261ZM3 168V169H2ZM61 168V169H60ZM84 168H85V170H84ZM123 168V169H122ZM125 168H126V170L127 171H125ZM152 168H154V172H153V169ZM156 168V169H155ZM175 168H177V169H175ZM197 168V169H196ZM222 170H221V169ZM95 169H98L97 171H94ZM115 169H117V170H115ZM119 169H121V170H119ZM143 169V171L142 172H140L139 173V171H141ZM150 169V170H149ZM159 169V171L158 172H156L157 170ZM161 169V170H160ZM168 169H170V170H168ZM192 169V170H191ZM195 169V170H194ZM201 171H200V170ZM205 169V170H204ZM210 169V170H209ZM66 171V172H63V171ZM83 170V171H82ZM107 170H108V172H107ZM115 172H114V171ZM118 170H119V175H118ZM122 170H124V171H122ZM138 170V171H137ZM176 170V171H175ZM177 170H179L178 172H177ZM181 170H183L184 171V173H183V171L181 172ZM191 170V171H190ZM202 170H204V171H202ZM225 170V171H224ZM260 170L262 171L261 173L263 174L264 172H263V170H264V168H260ZM69 171V172H68ZM74 173H73V172ZM103 171H105L104 173H103ZM152 171V172H151ZM168 171H170V173L168 172ZM187 171V173L188 174H186L185 175V172ZM192 171H194V172H192ZM216 173V174H213L214 172ZM80 172H81V174H80ZM102 172V173H101ZM111 172V173H110ZM121 172V173H120ZM137 172H138V175H137ZM151 172V173H150ZM171 172H173V173H171ZM203 172V173H202ZM209 172L212 176H210V178H207V173ZM213 172V173H212ZM222 172V173H221ZM78 173V174H77ZM99 173V174H98ZM100 173H101V176L104 174V176H102L101 178H105V182L100 178H98L99 180H97L96 179V177H95V179L97 180V182L98 181H101V182H99V183H101L102 185V187L98 184V186L95 184V183H93V186L90 184V185H83V184H80V183H78V180H79V178H81L82 177V175L84 176V175H87L88 177H92V178H94L93 176L95 175V176H100ZM114 174L115 176H112L111 177V174ZM143 173V174H142ZM149 173V174H148ZM156 173H158V174H156ZM190 173V174H189ZM202 173V174H201ZM205 173V175L206 176H204L203 174ZM225 175H224V174ZM73 174H74V176H73ZM120 174H121V176H120ZM125 174V175H124ZM127 174H129V176H127ZM154 174V175H153ZM168 174H170L169 176V178L167 177L168 176ZM175 174H177V175H175ZM184 174V175H183ZM196 174V175H195ZM10 175H12V176H10ZM15 175H17V173H15ZM109 177H108V176ZM132 175H134V176H132ZM152 175H153V177H152ZM156 175V176H155ZM166 175V176H165ZM174 175V176H173ZM182 175V176H181ZM188 175V176H187ZM190 175V176H189ZM191 175H192V178H191ZM201 175H203V177L200 179V177L199 176H201ZM2 176V177H1ZM73 176V177H72ZM121 177V179H119V177ZM124 176V177H123ZM126 176V177H125ZM140 176V177H139ZM176 176V178H174V179H172V181H171V179L170 178H172V177H175ZM194 176H195V178H194ZM198 176V177H197ZM221 176H223V177H221ZM66 177H68V180H69V178H70V180H72V179H74L72 182H75V181H77V182H75V183H77V184H75L74 186H69V185H66L65 184V182H64V179L66 178ZM111 177V178H110ZM114 177H116V178H114ZM122 177H123V179H122ZM132 177H134L133 179H132ZM155 177H157V178H155ZM205 177V178H204ZM208 177H209V174H208ZM220 177V178H219ZM259 178H262V176L261 175H259L258 176ZM113 178V179H112ZM119 179V180H116V179ZM155 178V179H154ZM161 178V179H160ZM168 178V179H167ZM189 178H191V179H193V181L191 180V179H189ZM212 178V179H211ZM226 179V181H225V179ZM7 179V178H6ZM5 179V180H6ZM67 179V178H66ZM76 179V180H75ZM125 179V180H124ZM142 179V180H141ZM153 179L156 181V179L158 180L157 181V184H156V182L153 184L152 182H153ZM185 180L186 181V183L184 182V184L185 185H189V187H188V185H187V187L184 185V186H182L183 185V181H182V183H181V180ZM189 179V180H188ZM210 179V180H209ZM221 179H224V181H222ZM233 179V178H232ZM94 180V179H93ZM95 180V181H96ZM161 180V181H160ZM166 180H168V181H166ZM188 180V181H187ZM198 180H200V182H201V180H202V182L200 183ZM48 181V182H49ZM61 181H63L64 182V184H62V182ZM67 181V180H66ZM106 181H107V183H106ZM113 181V182H112ZM120 181H122V182H120ZM132 181V182H131ZM176 181H178V182H176ZM210 181V182H209ZM219 181H222L221 183H219ZM10 182V183H9ZM50 182V183H51ZM60 184H59V183ZM110 182H112V186L111 185H109L110 184ZM148 182H151V183H149V185L151 186V184H152V188L151 187H149V188H151V190L150 191H152V192H154L155 190H160L159 192H164V195H166L168 192L167 191H170V188H171V191L172 192H169V194L171 195L170 197H168L167 195L166 196H164V195H162V198H160L161 200H159V199H156V201L157 200H159V201H153L154 202V205L153 204H151V205H149L148 203H146L145 202V204H147V207L145 206V204L143 205L145 208H147L148 210H151V206L153 207V206H157L156 207V213L153 215L152 213L151 214H149L148 213V217L146 218V221L147 222H153V223H155L156 221L157 222H159V224H161V223H165L166 222V218L169 216V214H168V212L170 211L169 209H171V208H173L175 205H179V206H181V208L183 209V208H185L186 209V212H185V216H184V214H183V218H184V220H188L190 217H191V214H193V216H192V218L193 219H196V220H201V218L202 219H206V221L205 222H207V223H204V224H202V222H199L197 225H194V227H188L187 229L185 228L184 230H182L183 232H178V233H175L174 231V233L172 232V234L170 233V235H168L167 234V232H163L162 234L160 233V231H158V230H160V228L156 231V232H158L157 233V240H156V242L155 243H152V244H149V243H146V244H144L143 246L141 245H139V246H137V245H135L134 247H132V248H113L114 247V243L116 242V239L115 238H117V237H112L111 238V236H110V234L109 233H111L112 232V228H111V225H114V221L115 220H113V219H108V220H104L101 216H100V218H99V220H97V218H96V223L94 224V221H93V224L91 223V224H89V220H88V222H87V220H86V217H85V220H84V222H83V218H82V222L84 223V224H82V223H78V222H80V220L78 219H76L75 220V218H78L77 216H80V215H77V213H76V211L78 212V210H76V208L77 207H80V208H78V209H81V199H82V197H83V199H86V198H84L85 197V191H83V188H88L87 190H89V189H91V190H98V192H94L93 191V193H96V195H97V193H99V190H104V189H106L107 191H104V192H106V193H104L103 192V190L101 191V192H103L102 194H107V192H112V193H114L115 194V191H116V194H117V191H118V195H116V196H118V197H120V199L121 200H117V198L115 199V197H113V195L112 196H110L111 195V193H110V195L109 194H107V195H105V196H107L108 197V195L110 196V198L108 197V199H107V197H105V199H103V203L102 202H100L99 203V205L97 204L96 206H97V208H100L101 206H104L103 208L105 209L106 208V210H107V208L109 207V209L111 208V207H113L114 205H115V209L114 208H111V210L112 211H114V213L113 214H115L116 212H118L119 211V209H120V207L121 208H127V209H129L128 211H126V213H125V215H129L128 213H133V212H135V210L136 209H140V207H143V206H141V205H137V204H141V202H142V199H140L139 198V196H141L142 194H140V195H138L139 193H137V192H140V193H143V192H141L140 190H138V188H140L141 187V189L143 188L142 186L144 185V184H146V183H148ZM166 182V183H165ZM171 182H172V184H171ZM203 182H205V183H203ZM211 182H212V185H211ZM216 182H217V184H216ZM104 183H105V185H104ZM164 183V184H163ZM182 185H181V184ZM190 183H191V185H190ZM208 183V184H207ZM216 184V185H213V184ZM219 183V184H218ZM54 184H56V185H54ZM81 185V187L79 186V185ZM174 184V185H173ZM192 184H194V187H190V186H193ZM196 184V185H195ZM15 185H16V187H15ZM78 185V186H77ZM157 186L156 188L155 187H153V186ZM200 185V186H199ZM220 185H223L222 186V188H220ZM46 186V187H45ZM75 186H77V187H75ZM87 186H89V187H87ZM92 186V187H91ZM133 186H138V187H134V189L135 188H137L136 189V193H137V195H135L137 198H135V196H133V197H131V196H129L128 197V195L130 194V193H128V191H130V190H133L134 191V189H132L133 188ZM160 186V187H159ZM165 186V188H164V190H163V187ZM172 186V187H171ZM199 186V187H198ZM6 187V188H5ZM71 187V188H70ZM74 187V188H73ZM125 187H127V188H125ZM131 187V188H130ZM159 187V188H158ZM170 187V188H169ZM196 187H197V189H196ZM121 188V189H120ZM154 188V189H153ZM162 188V189H161ZM176 188V189H175ZM185 188V189H184ZM193 188V189H192ZM204 188V189H203ZM207 188V189H206ZM48 189V190H47ZM55 189V190H54ZM58 189V191H56ZM122 189L123 190H125L124 192L122 191ZM127 189V190H126ZM180 189H183V191L182 190H179ZM187 189V190H186ZM191 189V190H190ZM39 190V189H38ZM37 190V191H38ZM39 190V191H40ZM70 190H72V191H70ZM90 190V191H91ZM161 190H163V191H161ZM178 190V191H177ZM200 190V191H199ZM224 190H227V191H224ZM34 192L33 193H35L36 192V190H33ZM123 192V194H124V196L125 197H127V198H125L124 196V198L126 199H124L122 196H120V192ZM126 191H127V193H128V195H127V193H126ZM175 191V193L176 194H174L173 192ZM177 191V192H176ZM184 191H185V193H184ZM194 191H196V192H194ZM201 191H203L202 193H201ZM236 191H237V193H236ZM42 192V191H41ZM53 192V193H52ZM80 192L82 193V194H80ZM121 192V193H122ZM167 192V193H166ZM192 192V193H191ZM208 192V193H207ZM211 192V193H210ZM226 192V193H225ZM2 193H3V195H2ZM43 193H40L41 194V196H42V194ZM134 194H135V192H133ZM173 193V194H172ZM178 193V194H177ZM194 193H197V196H196V194H194ZM207 195H206V194ZM219 193V194H218ZM220 193H222V196H218V195H220ZM257 193V192H256ZM261 193V194H262ZM13 194V195H12ZM26 194V195H25ZM31 194V193H30ZM45 194V193H44ZM134 194H132V195H134ZM183 194V195H182ZM205 196H204V195ZM216 194H218L217 195V197L215 198V196H216ZM9 195H11V197L9 196ZM19 195V196H18ZM22 195L24 196V197H22ZM131 195V194H130ZM174 195V196H173ZM193 195H194V197H193ZM226 195V196H225ZM229 195V196H228ZM13 196V197H12ZM43 196V197H44ZM48 196V197H47ZM79 196V197H78ZM94 196V195H93ZM191 196V197H190ZM6 197H10L11 199H6V201H5V198ZM28 197V196H27ZM44 197V198H45ZM81 198L79 201H78V198ZM113 197V198H112ZM167 197H168V199H167ZM173 197V198H172ZM189 197H190V199H189ZM3 198V199H2ZM26 198V197H25ZM40 198V197H39ZM48 198V199H47ZM74 198H76L77 199V201H74ZM191 198H192V200H191ZM220 198H221V200H220ZM227 198V199H226ZM252 198H253V201H255V203H256V201H258L259 199H260V201H258L256 204H254L253 203V201H252ZM75 199V200H76ZM167 199V200H166ZM185 199H187L186 200V203L188 202V204H186L185 203ZM216 199V200H215ZM219 199V200H218ZM249 199H250V201H252V206H253V208H252V206H251V202H249ZM254 199H258V200H254ZM39 200V199H38ZM52 200V201H51ZM176 200L178 201V203H176ZM184 201V203L183 202H181V201ZM194 200V201H193ZM198 200H202L203 202H199V203H201V204H199L198 202H196V201H198ZM204 200H205V202H204ZM246 200H248L247 201V203H245L246 202ZM169 201V202H168ZM215 201V202H214ZM153 202H149V203H153ZM155 202H156V204H155ZM207 202V203H206ZM244 204H246V205H244ZM260 202V203H259ZM262 202V203H261ZM2 203V204H1ZM79 203V204H78ZM175 205H174V204ZM198 203V204H197ZM204 203H206V205L204 204ZM250 204V206H249V204ZM260 204V206H261V208L259 209L260 211H261V209H262V211L260 212H257V208H256V206H258L259 204ZM102 204V205H101ZM119 204V205H118ZM121 204V205H120ZM142 204H143V202H142ZM183 204H185V205H183ZM197 204V205H196ZM221 204V205H220ZM229 204V205H228ZM230 204L232 205V206H230ZM238 204V205H237ZM241 204V205H240ZM243 204V205H242ZM78 205V206H77ZM170 205V206H169ZM193 205V207L195 208H191V206ZM199 205V206H198ZM255 205V206H254ZM27 207V208H25V207ZM32 206H34L33 208H32ZM47 206H48V208L50 207L51 209L49 210L48 208H47ZM63 206V207H62ZM118 206H120L119 207V209L117 210V208H118ZM122 206H124V207H122ZM166 206H168V207H166ZM190 208V211L192 210V212L190 213L189 212V209H188V207ZM198 208H197V207ZM229 206H230V208H229ZM241 207V209H240V207ZM239 207V209L238 210H240V211H237L236 209ZM150 208V209H149ZM233 208V209H232ZM248 208V209H247ZM254 208H256L257 210H256V212L253 210ZM25 209H28V210H26L25 211ZM108 209V210H109ZM160 209V210H159ZM165 209L167 210H169V211H167V213H165V215H164V212H166L165 211ZM247 209V210H246ZM19 210H21V212H25L24 213V215L26 216V215H28V216H26V217H24V215H23V213H21V212H19ZM72 210V214L71 215H73L72 216V218L70 217L71 215H70V211ZM122 210V209H121ZM120 210V211H121ZM132 210V211H131ZM199 210V211H198ZM212 210V211H211ZM229 210H230V214H231V212L232 211H234L235 212V215H236V213H237V215L239 214V212H240V214L242 213L243 214V212H246L247 211V213L246 214H248V213H250V214H252V213H254V216L253 215H250L251 217L253 216V217H255V219L253 220V217H252V222H250V223H252V225L250 224V223H246V221H250L249 219H251L250 218V216L247 218L246 217V219H248V220H243L244 219V217H243V219H242V221L243 222H245L246 224L244 225V223H240L241 222V215H240V218H239V220H238V222L243 226V228H242V226L240 225L239 227H237V225L235 226L234 224V221H235V219H236V221L235 222H237V219H238V217L239 216H237L236 215V217L234 218V212L232 213V216L231 217H233V218H228L227 219V216H228V214L227 213H229ZM236 210V211H235ZM249 210H250V212H249ZM81 210H79V212H80ZM120 211L117 213V214H120ZM137 211V210H136ZM154 211V212H155ZM194 211V212H193ZM242 211V212H241ZM251 211H252V213H251ZM16 212H18V213H16ZM69 212V214H68V216L71 218V220H70V218L69 217H67L66 215V213H68ZM74 212L76 213V217L75 218H73L74 217ZM78 212V213H79ZM108 212H111V211H108ZM212 212V213H211ZM3 213H4V215H3ZM9 213V214H8ZM11 213V214H10ZM208 213V215H206ZM17 214H21V216H22V220L21 219H16L17 218ZM35 214V215H34ZM80 214V213H79ZM168 214V215H167ZM211 214V215H210ZM246 214H245V216H246ZM260 215V216H258V217H256L257 215ZM18 215V217H21V216H19ZM31 215L33 216V217H31ZM50 215H52V216H50ZM58 215V216H57ZM150 215V216H149ZM153 215V216H152ZM161 215H162V217H161ZM198 215V216H197ZM222 215V216H221ZM3 216H4V218H3ZM43 216H44V218H43ZM46 216V217H45ZM50 216V217H49ZM56 218H55V217ZM61 216H66L68 219H69V223L68 222H66V219H64V217H61ZM81 216H82V213H81ZM156 216V217H155ZM219 216H220V218H221V220H222V218H223V220L221 221V220H219ZM224 216V217H223ZM242 216H244V214L242 215ZM248 216V215H247ZM1 217V216H0ZM24 217V218H23ZM28 217V218H27ZM55 218L54 220H52L51 218ZM57 217H59V218H57ZM61 217V218H60ZM65 217V218H66ZM152 217H155V218H157V219H152ZM166 217V218H165ZM10 218V221L8 220ZM27 218V219H26ZM36 218V219H35ZM47 218H50V219H47ZM110 218V217H109ZM112 218V217H111ZM159 218H161V219H159ZM28 219H30V221H28ZM32 219V220H31ZM49 220V221H51L52 222V224H53V229H58V231H60V232H57L56 230H54V233L55 234H57L56 235V237L54 236V233H53V235H52V233H50L51 231L49 230V228H48V226L49 225H51V222H49V221H46V220ZM67 219V220H68ZM74 219V220H73ZM80 219H81V217H80ZM102 219H103V221H104V223H103V221H102ZM151 219H152V221H151ZM231 219H233V221L231 222ZM260 219V221L257 223L256 221H258V220ZM19 220V221H18ZM33 220H35L36 221V223H34V222H32ZM40 222V223H43L44 221H46L47 223L49 222L50 224H45V222L43 223L44 224V226L41 224L40 225V223L38 224V221ZM65 220V221H64ZM156 220V221H155ZM159 220V221H158ZM163 220V221H162ZM8 221H9V224H8ZM57 221V222H56ZM62 221H64V223L63 224H65L64 226H63V224H62ZM155 221V222H154ZM212 221H213V223H212ZM218 222V223H216V222ZM230 221V222H229ZM27 222H30V224L29 223H27ZM67 223V225H72V222H74L73 223V227L71 226V229H74L72 232H74L75 230H76V234H72V233H69V229H70V226L69 227H67V225H66V223ZM144 222V221H143ZM216 224H215V223ZM221 222H223V224H220ZM230 224H229V223ZM254 222H256L257 223V225L256 226H258L257 228H255V224H253ZM11 223V224H10ZM15 223V225H13V224ZM23 223H24V225H23ZM27 225H26V224ZM34 223V226H31L32 224ZM99 223H100V225H99ZM225 223H226V225H225ZM232 223H233V226H232ZM239 223H238V225H239ZM7 224V225H6ZM35 224H38L37 225V227H38V231L40 232V235L38 234L39 232H35V231H37V229L35 230L34 228H37L36 226H35ZM74 224H75V226H74ZM207 224V225H206ZM209 224V225H208ZM10 225V226H9ZM48 225V226H47ZM58 225V226H57ZM84 225H86V226H84ZM96 225H98L97 227H96ZM202 225V226H201ZM217 225V226H216ZM225 225V226H224ZM228 225H230V226H228ZM246 225H250V228H246V229H244L245 227H246ZM254 225V226H253ZM4 226H5V228H4ZM9 226V227H8ZM15 226H19L20 227V229H22V230H26L25 228H28V230L27 231H25L26 233H24L22 230H20V231H18V229H17V227H15ZM40 226H42V229L43 230H45V231H43V230H41V229H39L40 228ZM63 226V227H62ZM81 226V227H80ZM92 226V228H88V227H91ZM197 226V227H196ZM200 228H199V227ZM252 226L256 229V231H259L260 229V232L258 233V232H256V231H254L255 229H253L252 228ZM261 226H262V224H261ZM14 227L17 229V230H15L14 229ZM18 227V228H19ZM57 227V228H56ZM64 227H67V228H64ZM113 227V226H112ZM228 227H229V229H228ZM248 227V226H247ZM13 228V229H12ZM30 228H33V233H31L32 231L30 230ZM63 228V229H62ZM86 229V230H84L85 231V233H82L81 232V234H83V240H81L80 238H82V235L80 236V238H77L78 240H77V242H76V240H75V236L76 237H79V234H80V231L81 230H79V229ZM93 228H95L96 230L94 231L95 232V234L94 233H92L91 232V230L93 229ZM155 228V227H154ZM171 227H169V229H170ZM191 228V229H190ZM197 228V229H196ZM198 228H199V230H198ZM225 228H227V229H225ZM238 228L240 229L239 230V233H238V231L237 232H235L236 230H238ZM11 229V230H10ZM62 229V230H61ZM90 229V230H89ZM97 229H99V230H97ZM105 229V230H104ZM156 229V228H155ZM220 229V230H219ZM223 229H225V231L223 230ZM233 230V231H231V230ZM235 229V230H234ZM248 229H250V232H248L249 230ZM9 230V231H8ZM30 230V232H28ZM35 230V231H34ZM41 230V231H40ZM46 230H48V231H46ZM51 230H52V227H51ZM69 230V231H68ZM77 230H79V231H77ZM194 230V231H193ZM198 230V231H197ZM218 230V231H217ZM230 230V231H229ZM248 230V231H247ZM2 231V232H1ZM83 231V232H84ZM100 231H104V235H102V236H105V234H106V237L104 238V239H100V237H101V233H100ZM172 231V230H171ZM195 232V233H193V232ZM45 232V233H44ZM53 232V231H52ZM92 233L91 235H89V234H87V233ZM97 232H99L97 235L98 236H95L96 235V233ZM109 232V233H108ZM154 232H155V230H154ZM155 232V233H156ZM222 232V233H221ZM236 233V235L234 236L232 233ZM154 233V234H155ZM188 233V234H187ZM198 233V234H197ZM217 233H219V235H221V236H219ZM225 233H226V235H228V236H226L225 235ZM228 233V234H227ZM229 233H231V234H229ZM234 233V234H235ZM256 233H258V234H256ZM31 234H33V235H31ZM51 234V235H50ZM59 234V235H58ZM85 234H87L88 236H84ZM94 234V235H93ZM109 234V235H108ZM160 234V235H159ZM176 234V235H175ZM180 234V235H179ZM254 234V235H253ZM49 235V236H48ZM78 235V236H77ZM117 235H119V234H117ZM116 235V236H117ZM173 235V236H172ZM242 235V236H241ZM54 236V239L52 238V239H50L51 237H53ZM71 236V237H70ZM91 236V237H90ZM108 236H110V237H108ZM121 235H119L118 237H120ZM159 236V237H158ZM226 236V237H225ZM234 236V237H233ZM239 236V237H238ZM246 236H248V237H246ZM87 237V238H86ZM109 239H108V238ZM213 237H215V238H213ZM227 238V239H225V238ZM229 237V238H228ZM231 237V238H230ZM258 237V238H257ZM19 238H21V239H19ZM71 238V239H70ZM91 238V239H90ZM102 238V237H101ZM189 238H192V242H191V239L189 240ZM210 238V239H209ZM237 238H239L238 240H237ZM243 238V239H242ZM121 239V238H120ZM197 239V240H196ZM204 239V240H203ZM246 239V240H245ZM63 240H64V243H63ZM67 240V242L65 243V241ZM104 240H105V242H104ZM118 240H119V238H118ZM223 242H222V241ZM255 240V241H256ZM40 241H42V243L40 242ZM51 241V242H50ZM61 241V242H60ZM159 241V242H158ZM178 241V242H177ZM195 241H197L198 243L200 242H202V244L201 245H199L198 243H196L195 244ZM218 241V242H217ZM254 241V242H255ZM46 242V244L47 245H45L44 243ZM72 242H73V245H72ZM171 242L174 244V243H176V244H174V246H176L175 248H173V246L171 245ZM180 242V243H179ZM184 242V243H183ZM214 242H215V244H214ZM224 242H225V245H224ZM239 242V243H238ZM246 242V244H244ZM6 245H5V244ZM15 243V244H14ZM40 243V244H39ZM51 244V246H53V247H51V246H48L49 244ZM52 243H54V244H60V247H61V249H60V247H59V249L62 251H58V248H56L57 247V245H56V247H54V244L52 245ZM71 243V244H70ZM186 243V244H185ZM227 243V244H226ZM2 244V245H1ZM7 244H9V246L7 245ZM45 246H44V245ZM63 244V245H62ZM64 244H65V247H64ZM166 245V247H164V245ZM249 244V248H248V250H244V247H245V249L247 248V245ZM250 244H251V246H250ZM15 245V246H14ZM78 245V244H77ZM108 245V250H107V252H106V249L107 248H104L105 250L104 251H101V249H103L102 247H106ZM157 245V246H156ZM159 245H163V247H162V249H159L160 247H158ZM178 245H181L182 247H180V246H178ZM199 245V246H198ZM246 245V246H245ZM5 246V247H4ZM43 246L44 247H46V248H43ZM70 246H71V248H70ZM76 246V247H75ZM111 246V247H110ZM191 246H192V249L194 248V246H195V248L193 249L194 251L196 250V252H198V250L200 249V251H199V254H198V256L200 257L199 259L197 258L196 259V261L195 260H192V262L190 261V262H188V261H186L185 259H184V257H182L183 259H181V258H179V257H181L182 256V253L181 252H183L185 249H186V247L188 248V247H190L191 248ZM254 246V247H253ZM21 247H22V250H21ZM138 247V248H137ZM158 247V248H157ZM178 247V248H177ZM198 247V248H197ZM20 248V249H19ZM27 248V249H28ZM63 248H65L64 250H63ZM133 248H136V249H134L133 250ZM148 248V249H147ZM156 248V250H154ZM172 248H173V250H172ZM190 248H188V249H190ZM0 249V250H1ZM18 249V250H17ZM95 249V250H94ZM98 249V250H97ZM110 249H112V250H115V252L114 251H109ZM122 249V250H121ZM147 249V250H146ZM158 249H159V251H158ZM169 249V250H168ZM179 249V250H178ZM198 249V250H197ZM219 249V250H218ZM8 250V251H9ZM21 250V251H20ZM51 250V251H50ZM125 252H124V251ZM148 251L147 252V254L145 253V251ZM154 250V251H153ZM179 252H178V251ZM97 251V252H96ZM123 251V252H122ZM204 251V252H203ZM224 251V252H223ZM73 252H72V254H73ZM100 252V253H99ZM103 252V253H102ZM118 252V254H116ZM160 252H162V253H164L163 255L160 253ZM16 253H18V252H16ZM65 253H68V254H66V256H65ZM78 253V252H77ZM95 255H94V254ZM138 255H137V254ZM171 253H173V255H170ZM177 253H180V254H177ZM203 253V254H202ZM71 254V253H70ZM71 254V255H72ZM78 254H83V253H78ZM85 254H83V255H85ZM120 254H124V256H120ZM125 254H126V256H125ZM131 254H132V256H131ZM139 254H141V256H139ZM155 254H156V256H155ZM175 254H177L176 255V257H175ZM63 255H64V257H63ZM152 255V256H151ZM160 255H162V256H160ZM165 255H167V256H165ZM170 256V258H169V256ZM202 255V256H201ZM94 256H97V257H94ZM102 256V257H101ZM145 256V257H144ZM172 256V257H171ZM179 256V257H178ZM237 256V257H236ZM244 256H246V258H247V260H246V258L244 257ZM129 257V258H128ZM148 257V258H147ZM153 257V258H152ZM159 257H161V258H159ZM164 257V258H163ZM167 257V260H165L164 261V259ZM179 259H178V258ZM224 257H227V258H224ZM237 259H236V258ZM243 259H242V258ZM250 257V258H249ZM255 257V258H254ZM17 258V257H16ZM108 258H109V261H108ZM132 258V260H130V261H128L129 259H131ZM159 258V259H158ZM163 258V259H162ZM63 259V260H62ZM65 259V260H64ZM104 259H106V263H104L105 262V260ZM162 259V262L163 263H161L160 262V260ZM233 259V260H232ZM63 262H62V261ZM98 260V261H99ZM112 260V261H111ZM122 260V261H121ZM210 260V261H209ZM226 260H228V261H226ZM58 261V262H57ZM128 261V262H127ZM169 261V262H168ZM214 261V262H213ZM216 261V262H215ZM256 261V262H255ZM12 262V263H11ZM55 262H57V263H55ZM68 262H70V263H68ZM97 263H99V262H97ZM96 263V264H97Z\"/></svg>","mask_w":264,"mask_h":264}]
</instances>
